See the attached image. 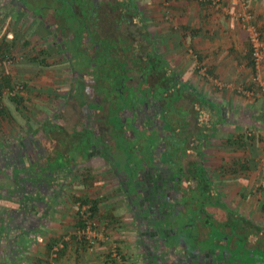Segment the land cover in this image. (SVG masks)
<instances>
[{"label": "crops", "instance_id": "0c3cea01", "mask_svg": "<svg viewBox=\"0 0 264 264\" xmlns=\"http://www.w3.org/2000/svg\"><path fill=\"white\" fill-rule=\"evenodd\" d=\"M248 1L252 3L249 10L256 13L257 26L264 38V0ZM224 2L228 8L231 2L238 3L237 0H224ZM13 4L14 0H0V59L5 57L4 53H9L5 49L8 46L7 43L13 42L14 33L9 31L14 25L11 22L13 14L10 12L14 9ZM156 9L157 12L160 11L158 6ZM200 10V16L206 20L210 15L207 11L211 12L210 9L202 8ZM118 11L117 24L134 23L142 27V19L138 21L132 19L129 22L125 18V14L121 16L124 9L120 8L115 12ZM125 13L131 14V11L126 9ZM132 13L134 15V12ZM138 15L141 16L139 12ZM138 15L136 14V16ZM21 17L22 23H24V16ZM152 17L155 18L154 26L157 27L155 33L151 34L152 46H155L159 44V35L162 34L158 29L162 21L159 14L152 15ZM63 20L66 23L63 28L68 27L65 18ZM86 21L90 20L87 18ZM119 25H112V27L118 28ZM218 25H220V29L216 30L217 34L206 39L207 42H211L213 50L206 52L204 57H199L201 64L207 65L208 73L212 75V78H216V82L221 83V92L218 93L208 91L207 94H201L197 92L198 79L194 80L189 77L186 78V82L179 79L177 84H174V76H178V74L171 66L176 62L171 60L174 58L173 54L170 57L168 54L164 58V55H160L155 47L154 51L150 52V56L146 57L142 51H138L141 47L137 46L136 37L133 38L134 36L131 34H125L123 38L119 39H112L109 35L105 39H101L103 43H108L102 49L104 51L102 57L105 58L107 53H110L112 59L104 62L100 69L113 71L116 69L117 62L115 61H119L121 67L131 69V72L128 73L132 78L129 81V87L133 89L144 88V79L142 80L140 76L153 75L154 80L149 83L148 91L153 94L156 93V89H159L162 95L159 98L168 102V109L171 108L169 112L176 110L178 114L177 117L166 114L156 120L151 117L143 119L140 123L135 112L131 114L128 112L130 109H126L124 113L122 110L119 122L123 124L124 120L125 122L131 120L133 126L132 131L126 129L124 135L128 139H134L135 131L142 132L150 125L158 130H162L163 127V130L165 129L170 134L171 128L165 124L167 117L172 124L177 122L180 129L184 127L182 136H188L185 139L187 141L190 138L189 142L193 143L192 147L194 148L190 149L187 144V150L184 151L185 153H181L178 151V147L171 143L168 144V148L166 147L170 151L173 146L171 151L177 154L178 162H173L175 165L168 169V178H164L159 171L155 178L152 177L155 185L157 182V186L163 187L159 193V202L166 204L163 208L165 210L164 218L153 220L156 224L152 226L151 221L145 223L150 215L146 217L147 212L140 214L142 225L147 224L148 230L143 231L140 227V229L138 228L139 233L136 234L138 238L135 236L137 244L127 241L128 236L133 234L125 230V227L130 225L125 220H127L128 211L138 218L134 213L135 210L128 204V198L131 194L132 184L134 185L135 198L138 197L135 202L143 195L138 194L140 193L138 189L140 188L138 183L140 177L136 178V181L132 180L141 170L134 172L130 169L122 173L116 170L115 173L116 164L114 161L111 158L107 159L102 151H96L94 148L93 152L90 151L86 155L85 150L82 149L73 161L68 158L70 155L68 152L73 149L74 145L79 144L78 135L82 129L89 130L101 137L103 141L109 142L108 131L104 127L108 122L109 113L103 117V120L99 114L104 113L105 107L110 106L106 98L104 97V107L101 106L104 108L103 110L98 108V105L92 107L96 114L93 113L102 121L101 125L104 129L98 125L99 123L94 124L96 129H88V127L82 129L64 128L63 120L58 126L57 123L54 124L50 121L52 118L41 123L40 127L38 118L32 116L29 118L17 112V107H25L24 104L26 105L28 101L25 103L23 99L22 104L19 105L13 98H8V96L15 97L20 93L15 92L13 79L7 78L10 84L3 91L1 106L8 109V116L0 115V264H49L54 245L62 240H66V243L60 252L57 264H190L191 262H193L192 264H241L240 262H218L217 259L214 262H210L206 258L202 260L198 257L203 254L196 250L197 244H194L191 249H187L182 241L176 243L173 236L177 230L175 231L176 224L172 219H180L185 215L190 216V212L197 214H194V217L191 216L195 225H189L190 227L187 229L197 233L195 240L197 243L202 240L208 241L209 239L206 237L213 233V230L215 233L218 231L214 234L217 245L222 247L228 245L223 236L231 237L230 246L227 247L232 250H234L236 242L244 241L246 247L253 252L252 257L255 260L252 261V264H264V259L259 260L254 257L256 252L264 255V224L262 226L257 223L259 220L264 221V189H258L257 194L255 190L260 183L264 182V94H256L253 97L242 94V91L252 87L253 76L259 74L258 76L264 83V65L258 70L254 69L250 52L240 47V43L243 42L242 38L233 32L228 35L230 24L222 18ZM85 26L87 27L81 35L83 39L88 40L90 45L87 47L91 49V46L94 47L95 42L99 41L96 24L89 22ZM22 27H24L23 24ZM171 39L173 41V38ZM25 42L23 41L24 45ZM172 48L174 49L173 46ZM96 51H98L97 47L92 50V54H95ZM23 58L25 56H22ZM159 58H161V63ZM145 63L151 67H145ZM160 68L163 69V77H159L158 80ZM139 70L144 73H140ZM93 74L95 72H90L91 77ZM187 74L193 73L188 72ZM98 75L93 78L96 82V91H99L100 82L103 81H97ZM133 75H138L139 79L131 83L135 80ZM190 80L191 82H189ZM201 83V86L205 84ZM106 84L107 82L104 83V85ZM99 92H95L96 98H99ZM176 92L177 94H175ZM34 103L39 104L40 102L36 100ZM139 103H142V99L139 100ZM111 108H109L110 112ZM197 116L199 117L198 139L192 140L191 138L195 134L189 131L191 127L189 119ZM203 118L206 122L203 121ZM21 119L22 122H20ZM17 124L22 125V131L27 129L24 134H19L16 128ZM212 135H214L213 141L210 140ZM65 144L68 146H64ZM153 155L154 153H152ZM155 164L164 167L157 161ZM81 165L84 168L83 171H81ZM79 168L81 169L79 170ZM161 170L165 169L161 168ZM172 171L176 176H169ZM112 175L115 178L118 176L117 184L110 181ZM118 184L124 185L126 188L129 187L125 191L129 195L121 196V193L117 192ZM98 185L102 191H99L101 188L96 190ZM35 187L36 190H33ZM68 193L73 196L69 198ZM78 199H88L98 204L96 216L99 217L103 225L108 226L107 235H110L111 240H115L116 244L111 246L106 242L93 248L78 240L76 237L78 225L83 226L78 212V205L82 203ZM254 201L256 202L253 203ZM177 204L180 205V208L175 206ZM90 205L92 206V204ZM96 216L94 215V217ZM76 219L78 221L74 222ZM172 222L171 230L167 229L163 235L158 229V223L167 226ZM218 234L221 236L219 239H217ZM144 237L150 239V243L146 244ZM156 239L163 240L162 253H158L155 247ZM129 240L133 239L129 238ZM138 244L142 247H138ZM112 247H119L117 250L120 254L122 253L120 261L111 259ZM137 247L139 254L136 251ZM140 248L145 252V258L148 257V259L143 258ZM165 253L167 256H180V259L183 260L182 263L167 261ZM210 253L214 257L218 255L216 252ZM209 254L207 253V255ZM188 255L191 257L189 258ZM212 256L209 258L211 261Z\"/></svg>", "mask_w": 264, "mask_h": 264}, {"label": "rangeland", "instance_id": "374dc122", "mask_svg": "<svg viewBox=\"0 0 264 264\" xmlns=\"http://www.w3.org/2000/svg\"><path fill=\"white\" fill-rule=\"evenodd\" d=\"M65 1L67 0H14V9L13 11H10L13 14L11 22L14 25H12V28L9 29V31H12L14 33V37L13 42L7 43L8 46L7 48H5L9 51V53H4L5 57L0 59V82L4 78L10 77L13 79V88L15 89V92L20 93L17 96L24 99L25 103L26 101H28L26 105L23 102L25 106V116L29 118H31V116L38 118L40 127L41 123H44L47 119L49 120L50 118H52L50 121H52L54 124L57 123V125L60 126V122L63 120L65 122L64 128L68 127L73 129H82L84 127H88V129H96L89 120V113L86 114V112L80 105L85 102V105L90 108L89 103L95 104V96L92 94L91 90L93 89V86L90 85L87 92L85 93V90L83 89L81 84H78V80L81 77V75L79 74H88L89 71L95 72V74L92 75L93 78L97 74H99V76H101L102 79L105 80L104 82H102V84L107 82V84L103 85V88L101 87L100 89H102L103 91L106 89L107 92L104 91V96L107 102L112 106V108L110 114H108L107 108L104 109V113L99 114L101 115L102 120L104 119L103 117H105V115H109L108 122L104 125V127H106V130L108 131V133H106L108 134L109 142L103 141L101 137L96 136L89 130L82 129V132L78 135L79 144L74 145L73 149L68 152L70 153V155L67 156L71 161L75 159V156L80 153L82 149L85 150L86 155L90 151L93 152L94 148L96 149V151H102L104 155H106L107 159L111 158V160L114 161V163L116 164L115 173L116 170H118L120 173L124 171L127 172L130 169L134 170V172H136L137 170H141L142 172L140 171L139 173V181H141V179L143 180L144 178L145 181L148 180L149 182H151L152 177L155 178V175L158 171L162 173V176L164 178H168V169H171V167L175 165L174 163L178 162L177 154L171 151L173 146H177L178 151L181 153H185L184 151H186L188 147L187 144L190 146V149H194L192 147L193 143L191 144L189 142L190 138H188V140L186 141L185 137L188 136H182L184 127L180 129V126L179 124H177V122L175 124H172L170 119L167 117L165 118V124H168V126L171 128L170 134H168L169 132L165 131V129L163 130V127L162 130L164 132L161 129L158 130L154 126L150 125L149 128L146 126L147 128L143 129L142 132H140V130L135 131L134 139H128L124 135L126 129L132 131L133 126L131 120H126V122L124 120L123 124L119 122L120 111L130 109L128 110V112H134L133 109L136 110L135 108L139 103V100L144 99L145 95H148L150 92L143 90L142 87H139L138 89L130 88L128 80H131L132 78L130 77V75H128V73L131 72V69L127 67H121L122 65L121 63H118L119 61H115L117 62L115 66L116 69H114L113 71H105L103 69H100L101 67H99L98 69L100 61L103 60L102 55L104 54V51H96L95 54H92V50L97 46H91V49H89L88 47L86 48V46L90 45L86 38L83 39V46L85 51L87 52L81 51L83 47L82 38L80 37V41L77 40V38L79 37L78 35L74 37V42H70V44L69 42H66L72 38L71 36L73 35V32L81 35L82 31L87 27L85 26L86 23L92 22L93 24L96 22V28L98 32L97 38L99 39L107 35L111 36L112 39H119L123 38L125 34H131L132 36H134L133 38L136 37L137 46L141 47L140 49H138V51H142L143 55L146 57L150 56V52H153L155 47L160 55H164V58L167 57L168 54L169 57L171 56V54H173L174 58H171V60H175L176 62H174V65L171 66L173 70L177 72L179 79L184 82H186L187 77L193 78L194 80L198 79L200 85L198 82V84L196 85V91L200 92L201 94H207L206 92L208 91L212 93L221 92V83H217L216 78H212V75L208 73L207 65L201 64L202 62L199 60L200 56L204 57V54L206 52L208 53L213 50L211 42H207L206 39L211 35L213 36L214 34H217L215 32L220 29V25H218V22L221 18L228 24H230L228 35L233 32V34H236L242 38L243 42L240 43V47L245 48L247 52H250L251 59L254 64V69L258 70L264 65L263 63L258 69L256 68L252 55L250 35L246 31V24L243 21V14L245 12L250 13L253 17V24L259 29L256 22V13L251 9L249 10V6L252 3L248 0H237L238 3L236 4H233L232 1L229 8L227 7V4H225L224 0H221L220 7L212 5L210 0H135L136 6H138L139 13L141 15H138L136 18H138L139 20L140 18L142 19V27L141 25L138 26V24L135 25L134 23H127L125 25L123 23L120 25L117 24L116 17L118 16L119 11L115 12L116 10L114 9V7L109 4L110 2L115 3L116 0H105L106 5L100 4V6L105 9V11L102 12L100 22H97V13H95V18H91V21H86V17L91 16L92 13H90V10H87V7H85V14L83 13V11H79L78 13L65 18L66 22L70 26V31L69 34L63 36L61 34V31L64 30V28L62 27H64L65 24V21L63 20L65 15L62 16L61 14L67 6L64 4ZM121 1L124 2L125 0ZM77 2L78 5H81L80 0H77ZM126 2L130 4L131 0H126ZM201 4L207 6H202ZM157 6L160 9L159 12L156 11ZM202 8L210 9L211 11H207L210 15L207 16L206 20L202 19V17L200 16V9ZM125 10L126 9L124 8L121 16L125 14L124 16H126V19L128 21H131L133 17L128 13H125ZM155 14H159V18L162 21L158 28L159 32L162 34L159 35V44L152 46L153 40L151 38V34H154L157 28L156 26H154L155 18L153 19L152 17V15ZM21 16H24V23H22ZM42 16L44 17L42 18ZM126 19L123 18V20ZM22 24L24 25V27H22ZM57 25H60L59 27L61 29H58ZM112 25L119 26L118 28H114L112 27ZM261 36L263 38V35ZM171 38H173V41ZM23 41H26L25 45L23 44ZM62 43H64L63 46ZM172 46L174 47V49L172 48ZM26 51L28 52L27 54ZM22 56H25V58L22 59ZM7 58H9V60L12 59L13 62L9 64L6 63L5 60H7ZM182 65L184 67L183 71ZM144 66L147 68L151 67V65L149 66L146 63L144 64ZM162 71L163 70H160L158 72L157 79L159 77H163ZM200 71H202V73H200ZM119 72L122 74L118 75ZM188 72H192L193 74H187ZM140 73L144 72L140 71ZM258 75L252 77V87H248L250 88L249 90H254L255 88H257V86L254 84L257 83L256 81L254 82L255 78H259L260 82L264 85ZM133 77L135 78V80L131 83H134L137 79H139L138 75H133ZM93 78L90 76V81H92ZM149 79L150 81L154 80V78L152 77H150ZM189 82H191V80ZM201 82H204L205 84L201 86ZM155 91V96H162L159 89H156ZM245 91L246 90L242 91L243 95V92ZM123 93L124 99L120 98V95H122ZM175 94H177V92ZM259 94L261 93H258L257 95ZM117 95H119V98H116ZM211 97H213V95H211ZM5 98H7V96H5ZM8 98L10 99L11 96H8ZM36 100L40 103H34V101ZM164 106L166 110L169 108L167 104H165ZM98 108L102 107L98 105ZM37 115L39 116L37 117ZM177 115L178 114L176 110H173L169 112L168 116L177 117ZM207 116L208 115L206 114V118L208 119ZM127 117L130 118L131 116ZM197 117H191L189 119V121L191 122L189 131L190 133L195 134V136L191 138L192 140L198 139L199 117ZM70 118L72 119L70 120ZM204 118L203 121L206 122ZM96 119L99 122L98 117ZM168 119L170 123L168 122ZM22 121L23 120L21 119L20 122ZM21 126V124H17L16 128L19 134H24L27 129H23L22 131ZM173 126L175 129L172 128ZM185 130L188 131V129ZM155 131L159 132L156 133ZM249 135L251 136L252 134ZM210 140H214V135L211 136ZM169 143L173 145L170 148L171 152L169 151V149H166V147L168 148ZM64 146L67 147L68 145L65 144ZM152 153H154L153 156ZM155 161H157L161 165H164V167H159L158 164H155ZM143 162H145L146 164H142ZM100 163H102V161H100ZM82 165V169L79 168V170L81 169V171L84 170ZM161 168H164L165 170H161ZM142 169H146L145 174ZM154 169L156 170L154 171ZM173 172L174 171L170 172L169 176L175 175ZM129 173L131 174V172ZM116 178L112 175L110 177V181H112L113 184H117L118 182ZM112 187L114 188V186ZM98 188L101 187L98 185L96 187V190H98ZM127 188L124 185H119L117 187V192L121 193V196L125 194L128 195V192H125ZM130 190L131 193H134L133 184ZM255 190L257 194V187ZM99 191H102V188L99 189ZM138 194L141 195L144 193L142 190H140V193ZM68 196L69 198H71L70 196L73 195L68 193ZM137 202L138 203L134 204L139 210L135 209L134 213L136 214L137 212L139 213V211H142V214H145L146 212L143 213V208L141 207V201L137 200ZM255 202L256 201H254L253 203ZM128 204H130V202H128ZM164 211L165 210L163 209L160 210L161 215L154 213V215L157 217L156 219L162 220L164 218L163 215L165 214ZM194 214L196 215L197 213L192 214V212H190V216L185 215V217H181L179 219L180 222L177 223L175 227V231L177 230V232H175V235L173 236V239L176 241V243L182 241L187 249H191L194 244H197V249H195L205 256H207V253L209 254V252H216V254H218V257L216 255L215 257L212 256L211 253L209 255L212 256V260L217 259L218 262L227 261L228 263L240 262L241 264H252V261L255 260H253L252 257L253 252L251 249L246 247L244 241L239 240L238 242H236L235 248L234 250H232L230 247H227L230 246L231 237L225 236L224 240L228 242V245H223L222 247L221 245H217L215 243L216 236L214 234L218 233V231H216L215 233L213 230V233L206 237L207 239H209L208 241L204 242L202 240L197 243V241H195L197 233L190 232L191 229H187L188 227H190L189 225H195V221L191 220V218L195 216ZM133 215L134 214L128 211L127 220L125 221H127V224L130 225H127L125 227V230L128 233L133 234L128 236L127 241L132 244H137L136 237L138 238V228L140 227L143 231L148 230V225L145 223H149L151 220H145V223L142 225V217L139 216L138 218H136ZM181 215L183 214L181 213ZM146 217H148V214L146 215ZM77 221L78 219L74 220V222ZM94 221L96 224L97 234L101 235V240H97L91 247L94 248L106 242H108V244L111 246L116 244L115 240H111V236L107 235V231L109 230L108 226L103 225L99 217L97 216L95 217ZM263 222L264 221L259 220L257 223L263 226ZM164 226L158 223V229L160 232H162L163 235H165L167 229L171 230V223H169V225L165 227ZM81 228H83V226L78 225V230H80ZM220 237V234H218L217 239H219ZM129 238H132L133 240L130 241ZM162 238L165 239L166 237ZM141 240H143V237H141ZM159 241L160 249H163L164 247L161 245L163 242L161 240ZM81 242L86 243L85 240H81ZM144 242L148 244L150 243V239L146 237ZM140 246L142 247V245L138 244V247ZM138 247L136 248L137 254H139ZM140 250L141 255L144 256L145 252L142 251V248H140ZM176 257L180 258V256ZM188 257L190 258L191 256L188 255ZM143 258H145V256ZM145 259H148V257H146ZM192 263L193 262H191L190 264Z\"/></svg>", "mask_w": 264, "mask_h": 264}, {"label": "flooded vegetation", "instance_id": "af4514ba", "mask_svg": "<svg viewBox=\"0 0 264 264\" xmlns=\"http://www.w3.org/2000/svg\"><path fill=\"white\" fill-rule=\"evenodd\" d=\"M80 1H81V5H78L77 0H73V3L70 1L71 5H72V8L74 10V13H78L79 11L80 12L83 11V13H84L85 7H87V10H90V13H92V15L88 17V20L91 21L93 18H95V16H96L95 13H97V18L96 19H97V22L98 21L100 22L101 21L100 19L102 17V12L105 11V9H103L100 6V4L98 2L99 0H80ZM110 5L111 6H114V3L110 2ZM82 16H84V15H82ZM43 17L44 16H42V18ZM78 19H80V18H78ZM95 24H96V22H95ZM58 31H61V30H58ZM69 31H70L69 28L65 26L63 32L61 31V34L63 36H66L67 34H69ZM72 34H73L71 36L72 38L70 40L66 41V42H69V44H70V42H74L75 41V38L74 37H76V35H78L75 32H73ZM78 36H80V35H78ZM105 38H106V36H103L101 39H105ZM58 39H59V37H58ZM83 42H84V40H83V36H82V46H83ZM63 44L64 43H62V46H63ZM86 48H87V46H86ZM81 51L82 52H87V51H85L84 46L82 47ZM79 75H81V77L78 80V84L79 85L81 84V86L85 90V93L87 92L89 86L92 85L93 86V89H91L92 90V94L95 96L96 95L95 92H99L100 90L99 91H96L97 90V87H95L96 86V82L94 81L95 79L94 80L91 79L92 81H90V72H88V74H84L83 73V74H79ZM152 76L153 75H148V76H146L145 74L142 75L141 79L142 80L144 79L143 80L144 81V88H143V90H145V91H148L149 90V87H150L149 86V83H151V81H150L149 78L152 77ZM129 81L130 80H128V82ZM153 94H152V92H150L148 95L147 94L146 95L144 94L145 97H144V99H142V103L141 104H139V103L137 104V106L135 108L136 110H134L132 108L133 111L135 112V115H136L137 119H140V123L142 122L143 119H147V118H151L152 117V118H155V120H156L157 118L159 119V118L165 116L166 114L169 115L168 113H169L170 110L169 109L166 110V108L164 106L165 104H167V102H164L162 98L159 99V97L154 96ZM96 97L97 96H95V101H96L95 104L89 103L90 108L87 105H85V102H83L80 105L82 106V108L86 112V114L89 113V120H90V122H91L92 125H94L95 123H99L98 125H101L102 121L101 120H99V122L97 121V119H96L97 118V115H95L96 113L94 112V110L92 109V107L95 106V105H100V106H103L104 107V105H105L104 104L105 103L104 97L105 96H104V94H100V92H99V94H98V97L99 98H96ZM116 98H119V95H117ZM120 98L124 99V93H123V95ZM83 100H85V99H83ZM103 107H102V110L104 109ZM110 107H112V106L110 105L108 107H105V108L108 109V113L109 114H110V111H109V108ZM123 112L125 113L126 112V109ZM132 113L133 112L131 111V114ZM86 116H88V115H86ZM102 128H103V126H102ZM138 177H140L139 176V173L136 174V176L132 180L133 181H136L137 180L136 178H138ZM143 181H145L144 178H143V180L141 179V184H139L142 189L141 188H138V189H139V191L142 190L144 194L138 200H140L141 203H142V206L141 207L143 208V213L144 212H147L148 215H150L149 219L151 220V223H152L151 225L154 226L156 224V222L153 221V220H155L157 218L154 215V213H157V214H160L161 215L160 210L163 209L166 206L165 203L159 202V199H160L159 193H160V191H161V189L163 187L157 186L158 185L157 182H156V185H155V182H153L152 180H151V182H149L148 180H146L145 182H143ZM146 183H147V185H146ZM126 191H127V189H126ZM128 195H129V193H128ZM136 198H138V197H136ZM136 198H135V194L134 193H131L129 195V201L128 202H130V205L132 206V208L134 210L135 209L136 210H139L137 208V206L134 204V203H138V202H135V199ZM143 205H146V206H143ZM175 206L178 207V204L175 205ZM154 209H155V211H154ZM140 214L142 215V212L141 211H139V213L138 212L136 213V215L138 217L141 216ZM147 220H148V218H147ZM162 242H163V240H162ZM156 243H157V245L155 247L158 248L157 249L158 250V253H162V250L163 249H160V245H159L160 241L156 239ZM165 256H166L165 259L167 261H169V262H172L173 261V262L176 263L177 261H179V262L182 263V261H183L179 257H173V256H169V255L167 256L166 253H165ZM198 257L200 259H202V260L204 258H206L210 262H214L215 261V260H212L211 261L209 259L211 256H209V255H207V256H204V255L200 256L199 255Z\"/></svg>", "mask_w": 264, "mask_h": 264}, {"label": "built area", "instance_id": "2783aa9c", "mask_svg": "<svg viewBox=\"0 0 264 264\" xmlns=\"http://www.w3.org/2000/svg\"><path fill=\"white\" fill-rule=\"evenodd\" d=\"M203 1V0H201ZM212 5L216 7L221 6V0H210ZM243 21L245 22V28L248 34L250 35V43L252 47V55L253 59L256 65V68L258 69L263 63H264V41L262 40V34L259 31V29L253 24V17L250 13L245 12L243 14ZM6 63H12L13 60L7 58L5 60ZM254 83L257 88L254 90H246L244 93L247 97H253L258 93L264 94V85L260 82L259 78L254 79ZM23 89V88H22ZM257 91V93H256ZM264 189V182L260 183L257 186L258 189ZM78 212L83 220V228L77 231L76 237L78 240H85L86 243H88L90 246H93L97 240H101V235L97 234L96 230V224H95V217L92 211V206L90 204H79L78 205ZM66 243V240H62L61 242H58L54 245L52 252H51V258L49 264H57V260L59 258L60 252L63 250L64 245ZM111 259L112 260H121V254L117 250V247H113L111 250Z\"/></svg>", "mask_w": 264, "mask_h": 264}, {"label": "trees", "instance_id": "16d2710c", "mask_svg": "<svg viewBox=\"0 0 264 264\" xmlns=\"http://www.w3.org/2000/svg\"><path fill=\"white\" fill-rule=\"evenodd\" d=\"M70 1L73 3V0H67V1H65V5H67L66 6V8L64 9V11L62 12V16L63 15H65V17L64 18H68L69 16H71V15H74L75 13H74V10H73V8H72V5H71V3H70ZM99 2V4H101V5H106V2H105V0H99L98 1ZM110 4V3H109ZM212 4V3H211ZM117 5V6H116ZM119 6V7H118ZM122 6V7H121ZM68 7V8H67ZM112 7H114V8H116L115 10H119L120 8H122V10L125 8V9H128V10H130L131 11V14L129 13V15H131L133 18V20L135 21V20H137L138 18H136L137 16H136V14L138 15V12H139V8H138V6H136V3H135V0H131V2H130V4H128L127 2H126V0L124 1V2H122L121 0H116L115 1V3H114V6H112ZM132 12H134V15H133V13ZM35 14V13H34ZM86 17V16H85ZM85 17H83V18H85ZM88 18V16L86 17V19ZM126 18V17H125ZM139 20V19H138ZM140 20H141V18H140ZM129 22H131V21H129ZM66 24V23H65ZM143 25V24H142ZM60 25H57V27H58V29H61L60 27H59ZM67 26L68 27H70L68 24H67ZM63 28V27H62ZM63 31V30H62ZM85 33V32H84ZM79 35V34H78ZM81 36V35H80ZM80 36L77 38V40H79L80 41ZM81 38H82V36H81ZM99 39V38H98ZM96 43V46H97V48H98V51H102V49H103V47L104 46H107V43L106 42H102L101 41V39H99V41H96L95 42ZM111 56H110V53H107V57H105V58H103V60H101L100 61V65L98 66V69H99V67H102V65L104 64V62H106V61H108V60H110L111 61ZM160 59V63H161V58H159ZM156 66V64L154 65V67ZM160 70H163L162 68H160ZM159 70V71H160ZM117 74V73H116ZM119 75V74H118ZM175 81H174V84H177V82L179 81V76H175ZM101 80H103L102 79V77L101 76H99L98 75V82H100ZM105 80H103V81H101L100 83H101V87L104 85V84H102V82H104ZM8 84H10V81L7 79V78H4L2 81H1V83H0V115L1 116H8V109L7 108H5V107H3V106H1V100H2V98H3V91L5 90V87L8 85ZM101 92H100V94H104L105 95V93H104V91H106V90H102V89H99ZM11 91H13V90H11ZM162 93H165V92H162ZM11 98H13V100H15V103H18L19 105L20 104H22V101H23V99L22 98H19L18 96H15V97H11ZM159 99H161V98H159ZM23 109H25V107H17V112H19L21 115H26L25 114V110H23ZM23 116V117H24ZM36 190V187L35 188H33V190ZM80 200V202L82 203V204H92V211H93V214L96 216V214H97V212H98V209H97V207H98V204L95 202V203H93V201H90V200H88V199H78V201ZM178 204H180L179 202H178ZM181 205V204H180ZM180 205H178L179 206V208H180ZM173 221H174V223L177 225V223H179L180 221H179V219H177V218H173L172 219ZM80 221L81 222H83V220L80 218ZM173 224V222L171 223V225ZM175 225V226H176ZM173 226V225H172ZM174 226V227H175ZM223 237H225V236H223ZM256 259H259V260H263L264 259V255H261V254H256L255 256H254Z\"/></svg>", "mask_w": 264, "mask_h": 264}, {"label": "water", "instance_id": "95a60500", "mask_svg": "<svg viewBox=\"0 0 264 264\" xmlns=\"http://www.w3.org/2000/svg\"><path fill=\"white\" fill-rule=\"evenodd\" d=\"M145 171H146V169L143 170L144 174H145ZM139 175H140V174H139ZM138 183L141 184V181H138ZM128 189H129V188H128Z\"/></svg>", "mask_w": 264, "mask_h": 264}]
</instances>
